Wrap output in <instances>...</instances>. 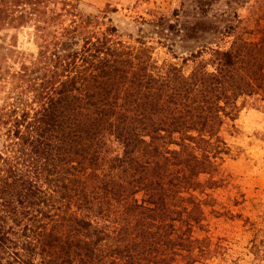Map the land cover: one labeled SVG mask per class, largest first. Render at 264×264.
<instances>
[{
	"label": "trees",
	"instance_id": "obj_1",
	"mask_svg": "<svg viewBox=\"0 0 264 264\" xmlns=\"http://www.w3.org/2000/svg\"><path fill=\"white\" fill-rule=\"evenodd\" d=\"M71 15L38 45L30 100L11 83L0 103V264H195L223 132L264 101V15L180 61Z\"/></svg>",
	"mask_w": 264,
	"mask_h": 264
},
{
	"label": "rangeland",
	"instance_id": "obj_2",
	"mask_svg": "<svg viewBox=\"0 0 264 264\" xmlns=\"http://www.w3.org/2000/svg\"><path fill=\"white\" fill-rule=\"evenodd\" d=\"M77 12L93 18L92 30L114 26L119 39H141L157 58L180 61L216 43L228 46L230 26L263 17L264 0H0V103L11 83L30 100L38 45ZM20 67L25 74L12 78ZM233 123L223 132L232 151L222 183L209 190L203 228L194 231L208 244L195 264H264V101L248 100Z\"/></svg>",
	"mask_w": 264,
	"mask_h": 264
}]
</instances>
